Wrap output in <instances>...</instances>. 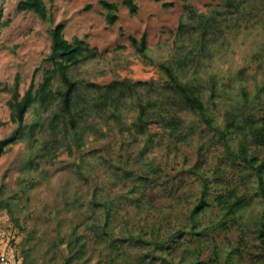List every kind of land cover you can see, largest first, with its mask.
Listing matches in <instances>:
<instances>
[{"label":"rangeland","instance_id":"1","mask_svg":"<svg viewBox=\"0 0 264 264\" xmlns=\"http://www.w3.org/2000/svg\"><path fill=\"white\" fill-rule=\"evenodd\" d=\"M19 1L0 0V138L16 128L7 102L15 76L23 93L35 69L38 84L52 67V27L61 24L64 38H81L96 54L68 68L77 82L73 113L82 122L63 124L58 98L47 107L36 101L25 114L26 137L0 155V203H7L0 208V253L9 264H141L146 254L144 264H167L163 257L264 264L256 170L180 104L177 114L194 124L185 140L156 121L144 133L132 127L137 100L154 118L169 97L161 62L194 86L219 128L231 112H252L262 123L264 0H132L135 11L124 0H106L116 5L113 22L101 0H44L50 18L19 9ZM143 35L139 52L131 38L139 44ZM115 80L136 83L118 116L111 105H92L101 86ZM60 85L57 75L52 87ZM237 141L234 134L229 142L236 148ZM245 142L253 163H263L264 179V144ZM152 166L157 181L143 192L123 173L152 176ZM204 186L208 204L192 214ZM231 188L246 197L244 207L230 209L217 198L232 201ZM93 197L114 201L107 234L94 232L104 213Z\"/></svg>","mask_w":264,"mask_h":264},{"label":"trees","instance_id":"2","mask_svg":"<svg viewBox=\"0 0 264 264\" xmlns=\"http://www.w3.org/2000/svg\"><path fill=\"white\" fill-rule=\"evenodd\" d=\"M124 1L129 6L130 10H136V5L132 2V0ZM101 3L107 9V21L113 22L116 18V5L106 0H101ZM18 8L22 10H32L41 18H50V14L47 11L44 0H20L18 2ZM50 38V52L47 55V59L51 61L52 67L45 70L42 81L36 84L35 72L37 69H35L30 82L23 93H20L19 91L18 74L15 76L12 86L10 87V97L7 102L10 108V119L16 123V128L9 135L0 138V155L10 144L26 137V133L23 130L25 114L36 101H39L42 106L47 107L48 104L58 98L59 110L63 124L66 125L69 123L70 126L75 127L76 124L82 122V119L77 120L78 118L76 119L73 113V98L76 93L77 82L69 75L68 68L81 59L94 56L96 51L81 38L76 37L72 41L64 38L61 24H57L51 28ZM131 40L135 43L137 51L144 52L146 48L144 35L141 37L139 44L136 43V39L134 37H132ZM159 65L166 74L164 82L166 89L169 90V97L166 96V101L160 104L162 110L154 118L147 115L145 103L137 100L138 113L132 123L134 130L138 133H144L148 128L149 122L156 121L163 129L168 130L169 133L175 135L179 140H185L193 131L194 124L191 122L184 123V119L177 114L175 104H180L186 109L194 113H198L209 126L218 131L219 135L222 137V143L224 144L225 150L230 155L240 156L256 170L259 192L261 193L264 201V179L262 176L263 163H253L255 154L248 153L249 147L245 142L247 139L256 145L264 144V119L262 123H256V118L252 112H231L226 117L227 122L224 125L225 127L223 129L219 128L218 125L214 123L212 116L208 114V107L204 103L201 96L196 92L194 86L189 81L181 80L169 65L163 62L159 63ZM57 75L62 85L53 88L52 80ZM138 82L141 83L140 81ZM135 86L136 83L130 80H115L107 85L101 86L102 91L97 99H93L92 105L94 104L95 107L99 109L107 105H111V113L114 116H118L120 113L119 105L122 103L124 98L127 97L129 92L136 91ZM83 109L87 112L86 108ZM55 114L57 115V113ZM234 134L238 136L236 148H234L229 142L230 138ZM151 172L152 176L147 173H136L131 170L123 171L127 177L131 176L138 181L139 192H143L147 186H150L157 181L156 168L152 166ZM205 186L202 195L199 197L198 201L194 204L191 210L192 214H195L204 205L208 204V201H206L204 197L206 189ZM227 196L228 198H233L232 201H226L223 194H217V198L219 200L226 202L227 208L238 209L244 207L247 203L246 197L244 195L237 194L234 188L228 190ZM93 203L96 208L102 207V211L104 213L103 220L101 223L96 224L97 229H95L94 232L99 235L107 234V226L114 201L111 198L100 200L97 197H93ZM6 205L7 203L5 202L0 203V208ZM257 231L258 238L260 239L264 249V205L261 211ZM146 257H149V255L146 254L142 259H140L141 264H144ZM163 258L167 264H176L171 259H167V257Z\"/></svg>","mask_w":264,"mask_h":264},{"label":"built area","instance_id":"3","mask_svg":"<svg viewBox=\"0 0 264 264\" xmlns=\"http://www.w3.org/2000/svg\"><path fill=\"white\" fill-rule=\"evenodd\" d=\"M0 264H9L8 257L4 253H0Z\"/></svg>","mask_w":264,"mask_h":264}]
</instances>
